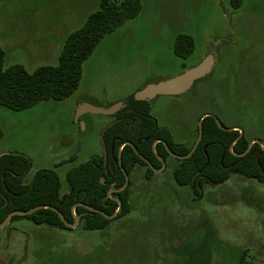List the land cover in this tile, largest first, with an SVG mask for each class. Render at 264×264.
<instances>
[{
  "label": "rangeland",
  "instance_id": "374dc122",
  "mask_svg": "<svg viewBox=\"0 0 264 264\" xmlns=\"http://www.w3.org/2000/svg\"><path fill=\"white\" fill-rule=\"evenodd\" d=\"M100 0H1L0 45L5 67L33 71L56 65L69 33L99 7ZM137 17L106 35L83 63L75 92L14 110L0 105V153L30 159L25 181L40 169L57 170L61 193L72 167L104 151L110 114L84 113L90 101L107 107L151 82L174 77L208 53L211 74L179 95H159L151 114L176 142L191 145L200 117L216 115L248 134L264 127V0H142ZM178 33L194 37L187 58L174 52ZM255 130H253V127ZM255 137V136H254ZM174 157L146 179L145 167L131 175V212L101 230L36 224L19 218L0 227V264H264V183L233 174L205 184L201 196L176 183Z\"/></svg>",
  "mask_w": 264,
  "mask_h": 264
},
{
  "label": "trees",
  "instance_id": "16d2710c",
  "mask_svg": "<svg viewBox=\"0 0 264 264\" xmlns=\"http://www.w3.org/2000/svg\"><path fill=\"white\" fill-rule=\"evenodd\" d=\"M230 2L233 8H239L243 0ZM142 7V0H100L99 7L87 16L84 23L68 34L56 65H42L33 71L27 70L19 63L5 67L6 52L0 45V105L21 110L40 101L60 100L71 96L80 84L84 61L97 44L125 22L137 17ZM194 49L195 40L191 34L176 35L174 52L177 56L187 58ZM124 103L125 106L112 115L114 119L119 120L107 128L103 135L108 151L107 165L104 163L103 152L72 167L66 174L68 191L64 193H61L62 184L57 170L40 169L30 182H26L24 176L29 170L30 159L22 153L13 152L0 156V223L11 211H25L44 204L57 207L69 223H73L76 216H80L84 228L89 230L104 229L112 221L128 215L132 210L130 196L132 183L129 180L124 190H118L125 183L123 168L130 177L135 168L144 166V176L147 180L153 178L155 171L131 145L124 143L133 142L154 168H160L162 162L157 154L165 160L173 156L162 141L155 145L156 154L153 143L158 139L164 140L172 151L185 155L198 136L199 126L191 145L178 143L172 132L161 127L152 116L149 101L137 100L132 94ZM235 126L243 129L241 137L239 130H224L218 126L213 116L204 117L202 139L194 153L185 159L174 157L177 160L173 170L176 183L190 186L199 196L203 186L212 183L210 180H221L228 173L264 183V127L260 135L251 137L248 128ZM251 127L255 130L254 126ZM254 136L260 138L262 143H254L245 155H237L246 151ZM111 187L116 190L108 197ZM116 198L121 199L122 206L114 218H109L108 216L113 215L119 207ZM77 202L103 210L105 215L93 212L82 205L76 206L73 210V205ZM23 217L36 224L45 223L54 227L70 228L56 211L49 208L38 209L26 216L14 215L10 222ZM245 260L242 255L240 264H245Z\"/></svg>",
  "mask_w": 264,
  "mask_h": 264
},
{
  "label": "water",
  "instance_id": "95a60500",
  "mask_svg": "<svg viewBox=\"0 0 264 264\" xmlns=\"http://www.w3.org/2000/svg\"><path fill=\"white\" fill-rule=\"evenodd\" d=\"M217 63V58L215 57V55L213 53H208L201 62H199L198 64H196L195 66L189 67L187 69H185L183 72H181L180 74L168 78V79H164V80H160L158 82H151L147 85H145L144 87L140 88L139 90L136 91V93L134 94V98L137 100H147V101H151L152 99H154L155 97L159 96V95H179V94H183L187 91H189L192 86L194 85V83L199 80L202 79L204 77H206L207 75L211 74L212 71L214 70L215 66ZM125 106L124 102H118L115 104H112L110 106L107 107H103V106H98L96 104L93 103H82L79 105L78 109H77V113H76V120H79L80 116L84 113L90 112V113H101V114H110L113 115L115 114L118 110H120L122 107ZM206 116H213L216 119V122L218 124V126L224 130H239L240 134L239 137H241L243 135V129L239 126H224L222 125V123L220 122V119L212 114V113H204L198 122V126H199V133L198 136L192 146V148L190 149V151L185 154V155H181L178 153H175L174 151L171 150V148L168 146L167 142L164 140H156L153 143V149L156 152V148L155 145L157 142L162 141L167 149V151L170 153V155H172L175 158L178 159H185V158H189L194 151L196 150L197 146L199 145L201 139H202V121L204 119V117ZM119 119H114L111 123H109L102 131V141H103V147H104V163L105 165H107V158H108V151H107V147L105 146L104 140H103V135L104 132L106 131L107 128H109L111 125H113L116 121H118ZM238 137V138H239ZM254 143H259L261 144L262 141L260 138L255 137L251 140V142L249 143L246 151H244L241 154H237V155H245L249 150L250 147L254 144ZM124 144H129L133 147V149L135 150V152L142 158L144 159L149 165L150 167H152L154 169L155 172H160L162 170L165 169L166 167V160L159 156L157 154V156L159 157V159L162 162V165L160 168H154L152 163L149 161V159H147L146 157H144L137 149L136 145L133 142L130 141H126ZM123 144V145H124ZM122 145V146H123ZM232 148V147H231ZM263 150H264V146H263ZM17 153V152H15ZM5 153H0V156H2ZM257 160L259 161V157H257ZM120 164H121V153H120ZM260 167L262 168V166L260 165ZM124 174H125V183L123 185V187H121L118 190H124L128 184H129V175L126 172V170L123 168ZM232 176V173H228L223 179L218 180V181H212L210 180V182L214 183V184H219L222 183L226 180H228L230 177ZM102 181H104V177H102ZM116 189H114L113 187H111L108 191L107 196L111 197V194L115 191ZM116 200L119 203V207L116 210V212L113 215L108 216L109 218H114L118 211L120 210L121 206H122V201L120 198H116ZM78 205H82L84 207H86L87 209L93 211V212H100L102 214L105 215L103 210H100L98 208H94L92 206H89L83 202H77L73 205V210L75 209L76 206ZM42 208H49L52 209L54 211H56L59 216L61 217V219L65 222V224L68 227H76L80 221L81 218L80 216H76L75 221L73 223H69L65 220V217L63 216L62 212L55 206L53 205H49V204H44V205H38L35 207H32L28 210L25 211H21V210H14L11 211L7 217L4 219L3 222L0 223V227H5L11 220V218L14 215H20V216H26L31 214L32 212L38 210V209H42Z\"/></svg>",
  "mask_w": 264,
  "mask_h": 264
},
{
  "label": "crops",
  "instance_id": "0c3cea01",
  "mask_svg": "<svg viewBox=\"0 0 264 264\" xmlns=\"http://www.w3.org/2000/svg\"><path fill=\"white\" fill-rule=\"evenodd\" d=\"M83 103H92V102H90V101H85V102H83ZM7 153V152H6Z\"/></svg>",
  "mask_w": 264,
  "mask_h": 264
},
{
  "label": "flooded vegetation",
  "instance_id": "af4514ba",
  "mask_svg": "<svg viewBox=\"0 0 264 264\" xmlns=\"http://www.w3.org/2000/svg\"><path fill=\"white\" fill-rule=\"evenodd\" d=\"M28 172V171H27ZM27 173H25V175H26ZM25 177V176H24ZM130 178V177H129Z\"/></svg>",
  "mask_w": 264,
  "mask_h": 264
}]
</instances>
